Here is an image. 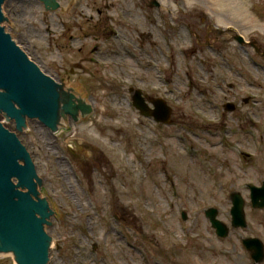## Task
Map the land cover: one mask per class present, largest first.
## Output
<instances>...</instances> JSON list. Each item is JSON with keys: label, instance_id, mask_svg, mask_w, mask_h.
Here are the masks:
<instances>
[{"label": "rangeland", "instance_id": "1", "mask_svg": "<svg viewBox=\"0 0 264 264\" xmlns=\"http://www.w3.org/2000/svg\"><path fill=\"white\" fill-rule=\"evenodd\" d=\"M156 1L3 6L28 56L93 103L54 134L38 120L19 131L6 123L56 204L49 264H255L242 241L264 244V210L252 208L249 188L264 183V0ZM132 90L164 100L172 123L142 115ZM231 193L246 202V228L231 226Z\"/></svg>", "mask_w": 264, "mask_h": 264}, {"label": "water", "instance_id": "2", "mask_svg": "<svg viewBox=\"0 0 264 264\" xmlns=\"http://www.w3.org/2000/svg\"><path fill=\"white\" fill-rule=\"evenodd\" d=\"M45 2L47 6L49 2ZM2 3L3 0H0V111L7 114L5 117L8 121H11L10 116L20 120L22 113L34 115V108L28 106L34 98L39 105L38 108L49 101L48 95L39 96L36 94L44 79L49 81L47 77L53 78L59 84L65 77L49 74L47 67L32 59L38 67L29 59L28 48L22 47L12 39L13 31L6 27ZM151 7H159V3L153 0ZM234 38L241 45L246 44L243 36L235 35ZM251 45L259 53V49L256 47L257 43L252 42ZM65 79L66 88L72 87L70 92L75 93L78 99L75 100L77 97L72 94L69 103L63 104L62 113L59 114L57 110L45 114L51 121L55 118L57 124H68V116L76 120L78 115H88L92 111L93 103L88 105L87 91L74 86V79ZM46 87L49 89L48 85ZM133 93V104L142 115L154 117L157 122L166 125L172 123V109L164 100H149V103L155 107L152 110L141 90H136ZM16 104L19 108L16 107ZM225 110L233 112L234 104H226ZM38 114L39 112H37ZM51 114L52 116H49ZM48 121L44 122L51 126L50 120ZM7 129H9L8 126L0 117V205L4 203L7 207V209H0V248L13 246L19 252L18 261L23 264H49L48 258H52V256L49 254L48 221L53 223L51 212H56V204L47 200L48 193H39L42 171H36L32 153L10 129L12 133ZM19 129L24 128L20 127ZM249 188L252 207L264 210V183L261 187L250 185ZM231 201L233 204L231 209L232 228H246L245 200L239 193H232ZM20 204L24 205L26 213L29 214L28 219L34 227L24 219L25 211L19 209ZM43 205H47V208ZM3 212L7 214L4 215ZM46 215L48 218L45 220ZM206 217L210 220L212 227L216 229L219 237L227 238L229 236L230 229L218 220L217 209H208ZM183 218L186 219L185 213H183ZM36 223L38 224L37 229ZM243 245L251 253L252 259L256 263L264 261V244L260 239L253 237L244 239Z\"/></svg>", "mask_w": 264, "mask_h": 264}, {"label": "flooded vegetation", "instance_id": "3", "mask_svg": "<svg viewBox=\"0 0 264 264\" xmlns=\"http://www.w3.org/2000/svg\"><path fill=\"white\" fill-rule=\"evenodd\" d=\"M45 1H48L49 2V4L46 6V2ZM3 0V3H2V8H3V6L4 5H6V4H8V3H12V2H18V3H25V2H27V3H29V4H37V5H42L44 8H45V10H51V12L53 11V12H56V11H64L63 9V6H62V2H61V0ZM73 0H71V2H72ZM103 1H105V0H103ZM144 3H145V1H144ZM57 4L59 5L58 7H57ZM48 7V8H47ZM66 12V11H65ZM251 45V44H250ZM251 47L254 49V51H256L255 50V48L251 45ZM257 47V46H256ZM258 49V48H257ZM24 51V50H23ZM25 52V51H24ZM257 52V51H256ZM26 53V52H25ZM256 54H258V55H261L260 54V52L258 53H256ZM26 55H27V53H26ZM28 56V55H27ZM29 57V56H28ZM29 59L32 61V62H34L30 57H29ZM35 63V62H34ZM36 64V63H35ZM37 65V64H36ZM38 66V65H37ZM39 67V66H38ZM76 67H78L79 68V65H77ZM41 70V69H40ZM48 79H49V81L48 80H45L44 79V82H43V84L40 86V88H39V91L36 93V94H38L39 96H45V95H48L49 96V101L48 102H46V103H44L42 106H40L39 108H38V104H37V101H36V98H34V100L33 101H30L29 102V104H28V106H32L33 108H34V110H35V113H34V115H29V114H25V113H22V115H20L21 116V119L20 120H18V119H16L15 117H12V116H10V118L12 119V124L16 127V130L17 131H19V128L20 127H23L24 126V124H26V122L28 121V122H32V121H36V120H38V122H39V124L40 125H42V126H44L45 127V129H47L48 131H50V134L51 133H53L52 132V130H51V128L53 129L54 128V126L57 124V122H56V120H55V118L51 121V119H49V117L48 116H45V114L46 113H52V112H56L57 110L59 111V114L60 113H62L63 111H62V106H63V104L64 103H66V104H68L69 103V101H70V95H72L73 93H71L70 91L72 90V87H69V89H68V87L66 88V85H65V83H66V79L65 78H63V79H61V82H59L58 80V82H59V84H57L56 83V81H54V79L53 78H49V77H47ZM49 86V89H47V87L46 86ZM64 86V88H63V86ZM56 95H57V97H56ZM74 96L76 95L75 93L73 94ZM75 97H77V96H75ZM78 99V97L75 99V100H77ZM74 100V101H75ZM81 100V99H80ZM249 100V99H248ZM248 100L246 101V102H248ZM59 104H60V106H59ZM78 104V103H77ZM16 107H18L19 108V106L16 104ZM60 108V109H59ZM37 112H39V114L37 115ZM4 114H6L4 111H0V117H2V118H4L5 117V115ZM7 115V114H6ZM38 116V117H37ZM45 116V117H44ZM49 116H52V114L51 115H49ZM44 119V121L45 122H49L48 120H50V122H51V126H49L47 123H45L44 121H43V119ZM70 120H71V117H70ZM48 127V128H47ZM10 133H12L9 129H7ZM16 136H17V138H18V135L16 134V133H14ZM54 134V133H53ZM19 139V138H18ZM21 142V141H20ZM231 195H232V193H231ZM231 195H230V200H231ZM232 202V201H231ZM245 205H246V203H245ZM43 206H45L46 208H47V205H43ZM49 207H51V205L49 204ZM1 208H6L7 209V207H6V205L4 204V203H2L1 205H0V209ZM19 209H24L23 211H25V208H24V205L23 204H20V206H19ZM51 209H52V207H51ZM3 211V210H2ZM3 214L5 215V214H7V213H5V212H3ZM23 217H24V219H26L28 222H30L29 221V214L28 213H26V211L23 213ZM2 218H3V216H2ZM48 218V215H46V218H45V220ZM31 223V222H30ZM32 224V223H31ZM44 224H46V223H44ZM43 225V224H42ZM36 229L38 228V224L36 223ZM32 227H34V225L32 224ZM1 248H4V247H1ZM14 264V263H13Z\"/></svg>", "mask_w": 264, "mask_h": 264}, {"label": "bare ground", "instance_id": "4", "mask_svg": "<svg viewBox=\"0 0 264 264\" xmlns=\"http://www.w3.org/2000/svg\"><path fill=\"white\" fill-rule=\"evenodd\" d=\"M4 115H6V114H4ZM3 119L5 120V121H3ZM2 119V121L6 124V123H9V124H11L12 125V119H11V121H8L7 120V117H4ZM80 118H79V115H78V117H77V119L75 120L73 117L71 118V120L72 121H74V122H77L78 120H79ZM70 121H69V119H68V123H69ZM58 124H65V123H58ZM27 125H29V122H28V124H24V126H23V128L25 127V126H27ZM20 130V129H19ZM19 138V137H18ZM20 140V139H19ZM46 140H48L49 142H50V140L49 139H47L46 138ZM48 142V143H49ZM49 145V144H48ZM60 166L61 167H64L63 166V164H60ZM65 175L67 176V173H65ZM51 247H49V249H50ZM49 254H50V252H49ZM0 256H12V257H14V258H17V262H18V264H23V263H21V262H19L18 261V257H19V252L17 251V250H15L14 249V247L13 246H10V247H7V248H0Z\"/></svg>", "mask_w": 264, "mask_h": 264}]
</instances>
